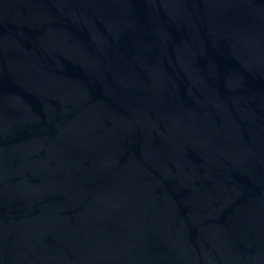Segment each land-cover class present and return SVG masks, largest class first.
Instances as JSON below:
<instances>
[{
    "label": "water",
    "instance_id": "95a60500",
    "mask_svg": "<svg viewBox=\"0 0 264 264\" xmlns=\"http://www.w3.org/2000/svg\"><path fill=\"white\" fill-rule=\"evenodd\" d=\"M0 264H264V0H0Z\"/></svg>",
    "mask_w": 264,
    "mask_h": 264
}]
</instances>
